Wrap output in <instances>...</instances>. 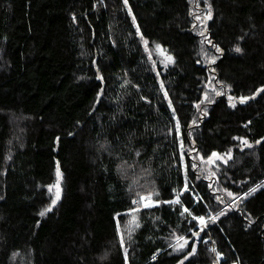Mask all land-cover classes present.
I'll return each mask as SVG.
<instances>
[{"label": "trees", "instance_id": "trees-1", "mask_svg": "<svg viewBox=\"0 0 264 264\" xmlns=\"http://www.w3.org/2000/svg\"><path fill=\"white\" fill-rule=\"evenodd\" d=\"M208 2L205 35L220 53L193 15L207 13L205 0H0V264H214L212 248L223 264H264V187L242 202L224 191L264 184V93L235 109L228 102L264 86V0ZM157 44L174 58L167 68ZM228 149L227 164L197 156ZM57 161L61 199L41 217ZM186 163L192 196L180 198L206 217L204 231L181 205L163 203L182 191ZM153 190L156 206L132 203ZM181 235L183 252L172 247Z\"/></svg>", "mask_w": 264, "mask_h": 264}, {"label": "snow or ice", "instance_id": "snow-or-ice-1", "mask_svg": "<svg viewBox=\"0 0 264 264\" xmlns=\"http://www.w3.org/2000/svg\"><path fill=\"white\" fill-rule=\"evenodd\" d=\"M123 3L127 6L128 3H129V0H123ZM205 3H207V6H208L207 13L204 14V15H196L195 13H193V15L195 16V19L197 21H200L201 24L203 25V30H201L199 32V35L202 36V37H204L205 40L209 44L212 45V47L215 49V51L217 53H220V52H222V49L219 47V45L213 43L205 35L207 33V31H208V29H207V21H210V20L213 19L212 5H211L210 2H208V0H205ZM128 11H129V13H131V7H128ZM132 19H133V22L135 23L136 17L134 15H133ZM136 27H137V31L139 32V25L137 24ZM193 27H195V25ZM141 39L143 40L145 49L147 50L148 49V46H149V41L147 39H144L142 33H141ZM241 39H243V37H241ZM203 42L204 41H202L201 43H203ZM156 49L160 53V55H162L164 57V61L163 62H164L165 68L168 67V64L169 63H174L175 62L174 61V58L171 55H167L165 53V50L162 49L161 45L157 44L156 45ZM234 51L237 52V53H241L242 52V48L239 47V46H236L235 49H234ZM149 55H151V53H149ZM205 55H206V58L209 60L210 63H213V64L216 63L217 57H215V56H210L209 57L207 55V53H205ZM153 63H155V62H153ZM213 71H215V70L213 69ZM97 72H99V69H97ZM97 78L100 79V80H103V76H98ZM210 86L212 88V91L215 92V94L217 96H222V95H225L226 94L223 91H217L215 84H211L210 83ZM161 87H163V83H161ZM224 87L225 88H230L229 85H224ZM102 93H103V90L101 89V93L100 94H102ZM261 93H264V86H262L259 89H257L255 91V93L253 95H251V96H239V97H235V96L229 95L228 96V102H229L230 107L233 108V109H235L237 107V102L239 104H246L249 100L255 99ZM164 95L167 97V95H168L167 91H165ZM204 101H207V103H209V104L215 102L214 100H212V99H210L208 97V94L207 93H205V95H204ZM204 101H201L200 103H198L196 105L197 109H200V105L202 103H204ZM168 105H169V107H171V105H172V101L170 99L168 100ZM172 111H173V114H175V108H172ZM203 111L206 113L207 112V109L205 108ZM196 123H197V121L194 119L192 121V124L195 125ZM249 123H251V122L249 121ZM175 127L177 128V130L180 129V122H179V119L178 118L176 120ZM245 127H247V124L245 125ZM234 139L240 140L242 142V144L244 146H246V147H249V148L253 147V145L247 139H245V138H242V137H234ZM57 142H59V137H57ZM193 143H194V141H193ZM255 143L259 144V143H261V141L260 140H257ZM180 150H181L180 151V156L178 157V159H182L183 156H184V141H183V139L180 140ZM190 151L191 150H189V152ZM136 155L139 156L140 153L137 151ZM197 156H198L199 160L201 162H203L204 164H206V165H215L217 163V161H222L223 163L227 164L228 161L232 159V150L231 149H228L223 154L214 151L207 158H205L203 155L199 154V152H198L197 153ZM8 158L11 159V156H9ZM196 159H197V157H193L192 158L193 162L191 164V167L193 169L198 166L195 163V160ZM127 163H128L127 161H123L121 163V165L118 167L117 171H120L121 169H123L124 165L127 164ZM129 167L130 168H134L135 165H129ZM188 168H189V165L186 163L185 164L184 183H183V189H182V191L177 193L175 199L166 200L163 203H166V204H169V205H181V207H183V211L180 214L181 215H184L185 213H187L189 216L192 217V220L199 221L200 225L202 226L200 228V231H204V228L207 226L206 217L203 216V215H201V216L193 215L192 212L190 211V208L187 207V206H184L182 204V201H181V198H180L181 195L183 193H185V192H188L190 194V197L192 196V194L190 193L189 186H188V179H187ZM211 175L212 176H215V172H212ZM55 177H56L55 183L48 186V192L49 193H53V190H54V193H53L54 194V198L51 199V203H50L49 206L45 207L42 211L39 212V216H41V217L46 216L48 212L52 211V208L61 199V193H62V189H61L62 172L60 171L59 161L56 162ZM242 183H245V182L242 181ZM209 186H211V185H209ZM262 187H264V184H257L256 186L251 187L247 192H245L243 194V196H239V194H237V193H233L231 191H228V189H224V191L227 194V196L230 197V198H232L234 201L242 202L243 199H246V198L250 197L251 195H253L256 191H258ZM154 195L155 196H159V192L157 190H153V191L149 192L147 195H144V194H141V193H137L138 199L133 200L132 203L139 205L142 202L143 203V207H145V208L154 207L158 203V202H154L153 201L152 197ZM194 199H195V201L197 203H199L200 200H202V197L201 198H194ZM216 199L219 200L220 203H222V204L224 203V200H223L222 197L217 196ZM131 211L132 212H137V211H139V209L138 208H135V209H132ZM225 214H226L225 211H221L217 216L210 217L211 223H216V221L219 219V216H223ZM251 223H255V220H250V225L249 226H251ZM135 227L136 228L140 227L139 223H136L135 224ZM119 228H120V225H119V222H117V229L119 230ZM132 232H133V229L130 227L128 229V233H127L130 239L132 237ZM192 234L194 236H196V237H199L200 236V232H193ZM175 239H176V244L175 245H172V247L174 248V250L183 252V251H185V249L188 248V245L190 243V241H189L188 238H186L185 236H182L181 235V236H176ZM203 242L204 243H207V241H203ZM119 243L122 246L125 243V241H124V233L123 232L120 233ZM196 251H197V249H196L195 245L193 244V246L191 247V249L188 250L187 252H185L184 259L186 260L189 257L194 256L196 254ZM211 251L213 253H216V256L218 258H223V254L220 253V252H218V250L216 248H212ZM124 258L127 261V258H128V249L126 247L124 248ZM153 259H155V257H153ZM180 264H184V261L181 260Z\"/></svg>", "mask_w": 264, "mask_h": 264}, {"label": "built area", "instance_id": "built-area-1", "mask_svg": "<svg viewBox=\"0 0 264 264\" xmlns=\"http://www.w3.org/2000/svg\"><path fill=\"white\" fill-rule=\"evenodd\" d=\"M214 264H223L221 258H216Z\"/></svg>", "mask_w": 264, "mask_h": 264}, {"label": "rangeland", "instance_id": "rangeland-1", "mask_svg": "<svg viewBox=\"0 0 264 264\" xmlns=\"http://www.w3.org/2000/svg\"><path fill=\"white\" fill-rule=\"evenodd\" d=\"M157 53V55L159 56V57H162V55H160V53L159 52H156ZM164 60V59H163ZM200 227H202L201 225H199Z\"/></svg>", "mask_w": 264, "mask_h": 264}, {"label": "water", "instance_id": "water-1", "mask_svg": "<svg viewBox=\"0 0 264 264\" xmlns=\"http://www.w3.org/2000/svg\"><path fill=\"white\" fill-rule=\"evenodd\" d=\"M257 98H258V96L255 99H253V100L255 101Z\"/></svg>", "mask_w": 264, "mask_h": 264}]
</instances>
